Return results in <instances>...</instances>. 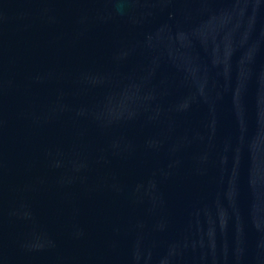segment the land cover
Returning <instances> with one entry per match:
<instances>
[{
    "label": "water",
    "instance_id": "1",
    "mask_svg": "<svg viewBox=\"0 0 264 264\" xmlns=\"http://www.w3.org/2000/svg\"><path fill=\"white\" fill-rule=\"evenodd\" d=\"M0 264H140L0 171Z\"/></svg>",
    "mask_w": 264,
    "mask_h": 264
}]
</instances>
